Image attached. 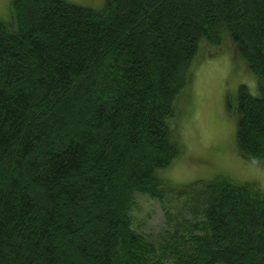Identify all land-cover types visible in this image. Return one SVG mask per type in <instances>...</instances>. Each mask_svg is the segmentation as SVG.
<instances>
[{
	"label": "trees",
	"instance_id": "1",
	"mask_svg": "<svg viewBox=\"0 0 264 264\" xmlns=\"http://www.w3.org/2000/svg\"><path fill=\"white\" fill-rule=\"evenodd\" d=\"M106 1L13 0L0 21V264H264L254 183L159 176L202 48L227 42L257 81L238 89L239 152L264 164V0ZM138 196L161 206L155 240Z\"/></svg>",
	"mask_w": 264,
	"mask_h": 264
},
{
	"label": "rangeland",
	"instance_id": "2",
	"mask_svg": "<svg viewBox=\"0 0 264 264\" xmlns=\"http://www.w3.org/2000/svg\"><path fill=\"white\" fill-rule=\"evenodd\" d=\"M13 0H0V21L11 24ZM78 6L101 12L106 0H66ZM227 42L214 56L203 47L197 58L189 90L177 103L178 116L171 127L178 137L183 154L160 177L177 186L195 181L210 182L217 176L237 183H254L264 195V164L243 158L237 143L238 116L234 112L241 85L257 95V81ZM231 101L233 110L228 107ZM132 213L133 228L152 240L164 226V215L158 202L145 196L136 198Z\"/></svg>",
	"mask_w": 264,
	"mask_h": 264
}]
</instances>
